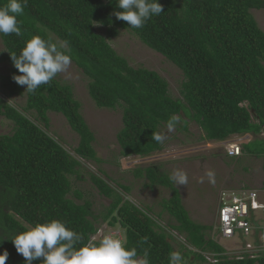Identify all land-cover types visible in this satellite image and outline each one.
<instances>
[{
  "label": "trees",
  "instance_id": "obj_1",
  "mask_svg": "<svg viewBox=\"0 0 264 264\" xmlns=\"http://www.w3.org/2000/svg\"><path fill=\"white\" fill-rule=\"evenodd\" d=\"M159 2L164 12L135 29L116 18L115 12L121 11L116 0H28L17 18L23 36L0 34L4 46L0 60L9 65L8 74H0V118L14 124L10 133L0 134V253H9L5 264H24L11 241L18 232L52 218L66 221L85 240L104 224L119 226L128 246L136 247L140 257L146 254L148 264H169V254L175 251L173 236L149 212L125 200L131 187H114L103 170L89 175L91 186L111 201L104 211L96 212L82 192L73 190L71 177L81 179L87 164L103 161L70 85L55 77L28 92L14 81L13 76L20 73L11 53L18 55L32 36L64 44L72 62L88 77V94L96 106L122 110L117 135L121 157L146 158L162 150L163 144L151 139L152 132L164 128L173 114L186 121L179 129L187 130L190 121L196 122L206 141L224 142L232 135L262 131L264 31L252 10H264V0ZM6 3L0 0V6ZM123 31L137 36L183 71L182 98L170 94L167 80L159 73L132 67L112 47L111 39ZM15 97H25L24 104L9 102ZM50 113L63 115L79 135L76 156L50 132ZM143 175L153 185L171 190L165 210L177 221L175 229L185 235L186 244L197 250L187 247L186 257L191 253L206 262V253L224 251L209 237L211 226L192 221L169 176L160 175L154 166L138 170L136 176ZM219 258L216 264H264V254L240 260ZM41 260L33 264H42Z\"/></svg>",
  "mask_w": 264,
  "mask_h": 264
},
{
  "label": "rangeland",
  "instance_id": "obj_2",
  "mask_svg": "<svg viewBox=\"0 0 264 264\" xmlns=\"http://www.w3.org/2000/svg\"><path fill=\"white\" fill-rule=\"evenodd\" d=\"M252 14L264 31V10H252ZM99 31L103 32L100 29ZM110 44L129 61L132 67L146 68L159 73L167 80L170 94L174 98H182L181 89L185 78L178 66L144 45L130 32H121L111 39ZM3 50L4 46L0 38V57ZM8 71L9 65L0 60V74H8ZM56 77L72 87L74 97L81 103V113L95 135L93 145L98 157L103 161L100 165L94 162L87 164L81 170V179H77L76 176L71 177L73 190L82 192L83 197L93 203L96 212L104 211L111 204L109 199L100 196L90 184L89 172H97L101 169L113 179L114 187H117L116 184L131 187V191L125 195V200L129 199L136 206L149 212L156 224L164 227L173 236L172 245L175 251H181L184 264H214L209 254L206 255L205 263L196 260L191 253L185 256L188 253L185 235L175 229L178 223L164 207L171 197V190L166 186L153 185L152 180L146 175L142 178L136 176L138 170H146L153 166L158 169L160 175L165 176H169L176 169H182L188 174V184L173 185L179 190L183 206L192 221L213 227L210 235L226 249L237 248L249 240L244 236L223 238L215 231V226L220 194L224 191L237 192L241 188H258L257 186L264 181V153H262L264 126L258 135H232L224 142L206 141L202 139L205 132L196 122L190 121L187 130L179 129L178 126L168 133L162 150L146 158L136 155L124 158L119 154L117 140L118 132L122 128V110L119 108L113 111L97 107L88 94V77L72 61L67 70L58 73ZM24 101L25 97L9 98V102L15 104H24ZM49 117L50 132L72 155L76 156L74 148L79 143V135L68 126L63 115L50 113ZM13 126L12 121L0 118V134L10 133ZM234 143L241 144L242 153L239 157H230L227 153V148ZM209 169L215 173L214 182H210L205 175ZM257 222L260 223L259 220ZM111 233L124 237V232L119 226L109 227L107 224L100 226L99 232L93 237L100 239L103 235Z\"/></svg>",
  "mask_w": 264,
  "mask_h": 264
},
{
  "label": "clouds",
  "instance_id": "obj_3",
  "mask_svg": "<svg viewBox=\"0 0 264 264\" xmlns=\"http://www.w3.org/2000/svg\"><path fill=\"white\" fill-rule=\"evenodd\" d=\"M27 3L28 0H7L6 4L0 6V34L23 36L17 18L23 14ZM116 3L121 9L115 12L116 18L127 22L135 29L142 28L149 19L164 12L159 0H116ZM11 58L20 73L14 75L13 79L18 85L26 86L28 92H35L42 85L51 82L58 73L66 71L72 61L71 54L64 44L52 42L40 35L28 39L18 55L11 53ZM182 123L186 121L182 120L181 115H171L165 128L153 131L151 139L163 144L168 133ZM205 175L210 182H214L213 170L209 169ZM168 179L176 186L187 185L189 182L187 172L182 169L174 170ZM11 241L17 253L23 256L24 264H33V261L41 258L42 264H148L146 254L144 257L138 256L137 248L129 247L126 239L119 234L111 233L103 235L100 239L92 237L85 240L82 234L72 229L66 221L56 218L38 222L26 231L18 232ZM214 241L218 243L216 239ZM186 245L197 252L194 247ZM223 249L221 253H206V255L209 254L212 262L216 264L220 260L219 257H228L225 254L230 249L224 247ZM8 255L7 250L0 253V264H5ZM246 255L248 254L245 253L244 257ZM234 256L228 258L240 260ZM168 259L169 264H184L179 251L170 252Z\"/></svg>",
  "mask_w": 264,
  "mask_h": 264
},
{
  "label": "built area",
  "instance_id": "obj_4",
  "mask_svg": "<svg viewBox=\"0 0 264 264\" xmlns=\"http://www.w3.org/2000/svg\"><path fill=\"white\" fill-rule=\"evenodd\" d=\"M241 144H231V156L241 154ZM260 221V223L257 222ZM215 231L223 238L236 236L249 238L240 248L230 249L225 255L237 259L259 257L264 254V184L259 189L224 191L220 195ZM237 254V255H236Z\"/></svg>",
  "mask_w": 264,
  "mask_h": 264
},
{
  "label": "crops",
  "instance_id": "obj_5",
  "mask_svg": "<svg viewBox=\"0 0 264 264\" xmlns=\"http://www.w3.org/2000/svg\"><path fill=\"white\" fill-rule=\"evenodd\" d=\"M263 184H264V181H262L261 184L259 186H257L258 188H252V189H259ZM241 189H248V190H250V188H241ZM210 232L211 231H209L208 234H209V237L212 238V236L210 235ZM234 249H237V248H234ZM211 253H214V252H211Z\"/></svg>",
  "mask_w": 264,
  "mask_h": 264
}]
</instances>
